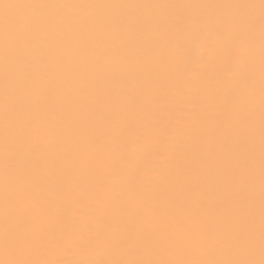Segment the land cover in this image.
Segmentation results:
<instances>
[{
  "label": "snow or ice",
  "instance_id": "snow-or-ice-1",
  "mask_svg": "<svg viewBox=\"0 0 264 264\" xmlns=\"http://www.w3.org/2000/svg\"><path fill=\"white\" fill-rule=\"evenodd\" d=\"M5 14L0 21V63L3 66L0 104V264H264V0H260V191L259 258L252 219L254 181L251 120L226 122L223 113L210 119L221 126L228 141L209 152L210 160L225 157L215 171L209 191L201 183L182 177L174 199L163 209L157 202L145 204L131 191L111 198L92 180H66L68 171L58 163L74 146L89 158L98 144L89 129L97 124L114 127L116 121L97 104L111 81L109 67L136 62L149 45L151 30L179 29L189 21L140 19L112 15L43 14L46 9L160 7L127 4H9L0 0ZM164 7H182L164 6ZM239 10L232 18L233 31H217L218 20H195L219 42L225 53L238 57L252 69L255 55V20L247 15L251 4L226 5ZM27 9L14 17L9 9ZM171 41V36H168ZM215 52V47L210 49ZM233 86L240 84L233 78ZM82 97L92 99L82 102ZM249 105L254 87L249 81ZM250 111V108H249ZM151 119H162L152 113ZM162 134L165 130L158 129ZM119 155L140 145L114 136ZM109 152L113 145L104 146ZM157 151L162 148H157ZM245 181L248 185L245 188ZM194 193L190 201L185 194ZM171 210H167V209ZM93 251L106 258L67 259ZM174 257V258H173ZM198 257V258H192Z\"/></svg>",
  "mask_w": 264,
  "mask_h": 264
},
{
  "label": "bare ground",
  "instance_id": "bare-ground-1",
  "mask_svg": "<svg viewBox=\"0 0 264 264\" xmlns=\"http://www.w3.org/2000/svg\"><path fill=\"white\" fill-rule=\"evenodd\" d=\"M5 3H48V4H127L158 5L160 7H132L92 9L88 12L78 9H46L44 15H112L140 19L159 18L163 20L189 21L182 28L151 30L157 41L139 53L142 59L123 67H109L111 81L103 92V99L97 104L99 111L111 116L114 127L97 124L89 129L96 136L98 144L91 146L92 155L82 157L72 146L58 161L68 171L66 180L79 178L82 182L92 180L102 193L111 198H124L131 191L137 201L145 204L165 203L174 199V189L183 177L186 182L201 183L211 191L215 185L214 173L224 167L226 158L234 155L239 146L228 141L220 130L221 126L210 117L223 113L226 122L235 121L234 112L241 120H251L252 166L254 181L252 219L255 229L259 258V161H260V0H3ZM251 4L247 15L255 20V55L252 69L248 71L238 57H228L225 42H219L216 32H209L195 20H218L217 31L231 34L232 18L239 10L226 5ZM182 7H164L176 6ZM27 9H9L14 17L28 14ZM5 9L0 7V21ZM168 36H171L169 41ZM215 47V52L210 49ZM239 78L240 84L230 81ZM3 66L0 63V104H2ZM249 81L254 87V99L249 105L247 99ZM92 99L82 97V102ZM250 108V111H249ZM155 113L162 119H151ZM158 129L165 130L162 134ZM123 135L131 144L140 145L136 151H129L126 158L119 155V145L114 136ZM232 143L233 152L225 157L210 160L209 152L220 143ZM113 145L109 152L104 146ZM157 148L162 150L157 151ZM248 185L245 181V188ZM2 192V182H0ZM194 193L185 194L190 201ZM167 210H171L170 208ZM4 253L0 250V259ZM67 259L94 260L106 258L105 254L93 251L78 252ZM174 258V257H173ZM198 258V257H192Z\"/></svg>",
  "mask_w": 264,
  "mask_h": 264
}]
</instances>
